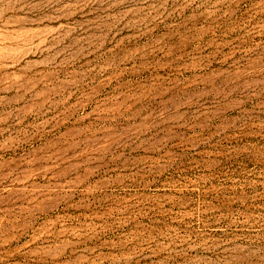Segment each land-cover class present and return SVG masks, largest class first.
I'll use <instances>...</instances> for the list:
<instances>
[{"label": "rangeland", "instance_id": "1", "mask_svg": "<svg viewBox=\"0 0 264 264\" xmlns=\"http://www.w3.org/2000/svg\"><path fill=\"white\" fill-rule=\"evenodd\" d=\"M0 264H264V0H0Z\"/></svg>", "mask_w": 264, "mask_h": 264}]
</instances>
